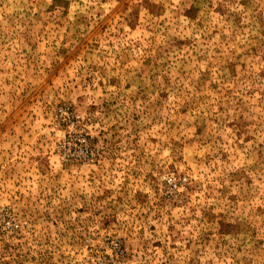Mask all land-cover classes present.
Wrapping results in <instances>:
<instances>
[{"label":"rangeland","instance_id":"374dc122","mask_svg":"<svg viewBox=\"0 0 264 264\" xmlns=\"http://www.w3.org/2000/svg\"><path fill=\"white\" fill-rule=\"evenodd\" d=\"M0 264H264V0H0Z\"/></svg>","mask_w":264,"mask_h":264}]
</instances>
